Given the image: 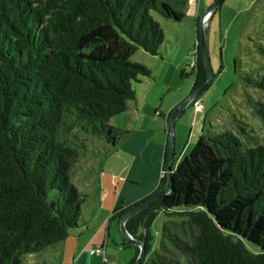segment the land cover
Instances as JSON below:
<instances>
[{
    "label": "trees",
    "instance_id": "1",
    "mask_svg": "<svg viewBox=\"0 0 264 264\" xmlns=\"http://www.w3.org/2000/svg\"><path fill=\"white\" fill-rule=\"evenodd\" d=\"M187 2L0 0V264H25L23 256L77 226L86 197L71 182L72 131L115 144L119 131L109 120L136 99L132 84L151 77L130 57L138 49L157 55L164 41L151 12L181 22ZM195 56L191 91L206 81L198 43ZM255 86L264 92V77ZM168 160L165 147L148 196L166 185ZM148 196L130 205L120 199L109 222ZM125 227L144 245L140 264H264V144L247 148L228 130L199 136L171 169L168 190ZM137 254L134 247L128 264Z\"/></svg>",
    "mask_w": 264,
    "mask_h": 264
},
{
    "label": "rangeland",
    "instance_id": "2",
    "mask_svg": "<svg viewBox=\"0 0 264 264\" xmlns=\"http://www.w3.org/2000/svg\"><path fill=\"white\" fill-rule=\"evenodd\" d=\"M214 2L215 0H194L191 6L186 5L183 9L185 16L181 22H173L151 12L153 19L162 28L164 41L157 55H150L138 49L130 57V61L137 63L150 60L153 63L152 69L148 68L151 72L150 81L154 79L155 88L172 84L174 90H171L168 98L179 97L181 90L187 89L186 95L190 91L194 79L191 67L196 60L194 10L196 8V18L199 22L202 13ZM203 32L209 65L214 75L210 85L199 95L205 102V125L203 130L197 133V116L192 113L191 107H187L186 115L179 117L181 148L189 146L190 152L199 136L223 130L232 131L247 148L263 145L264 92L259 90L255 83L264 77V0H223L212 18L204 25ZM176 60H185V75L182 77L179 76L180 71L176 70ZM215 117L220 119L217 121ZM121 120L118 119L117 123L122 124ZM109 124H114V121ZM163 130L166 132L167 127H163ZM71 135L70 140L73 138L74 143L76 141L78 151L77 162L70 174L71 182L81 191L93 183V197H98L99 193L106 190L108 197L120 200L124 186L121 179L129 171V165L126 166L127 163L123 159L126 151L119 147V144L125 141V135L121 137L118 133L117 145H112L104 136L85 134L79 130L72 131ZM98 185L103 187L97 189ZM124 197L121 198L124 199V205H129ZM84 211L89 218L94 214L93 207H87L82 210ZM164 220V217L159 215L152 225L155 245L158 244ZM93 227L94 224H91L89 230ZM97 238L106 242V250L97 254L101 264H128L133 258L134 246H126L117 220L109 224L104 223ZM244 245L251 253L261 252L258 246L249 242L244 241ZM36 256L37 254L25 255L23 262L34 264Z\"/></svg>",
    "mask_w": 264,
    "mask_h": 264
},
{
    "label": "crops",
    "instance_id": "3",
    "mask_svg": "<svg viewBox=\"0 0 264 264\" xmlns=\"http://www.w3.org/2000/svg\"><path fill=\"white\" fill-rule=\"evenodd\" d=\"M193 3L194 0H189L187 5L191 6ZM196 16L197 12L195 8L194 18ZM138 62L152 69L153 63L150 60ZM184 64L185 60H176V70L185 72L183 69ZM150 78H142L133 83L132 88L136 99L128 103V107L123 113L112 117L108 122L109 126L119 131L121 137L125 135L124 138H126L124 142L119 144V147L126 151L123 159L127 163L126 166L129 165V171L121 179V182L124 184L121 198L125 196L124 198L127 199L129 205L141 200L155 189L161 171L165 147L168 148V144H166L167 130L165 132L163 127L164 129L166 128V121H168L173 108L181 104L188 95V93L186 95L187 89H185L181 90L179 97L171 96L168 98L171 90H174L172 84L169 83L161 88H155L154 79L150 81ZM199 100L203 105L201 110L203 114L201 115L202 112H195L194 110L192 112L197 116L196 119L199 122L197 133L202 131L205 125V102L201 98ZM186 108L180 113L174 123V161L171 167L172 170L175 169V166L182 157L189 152V146L187 148L186 146H182L181 148L178 132L179 120H181L179 117L186 113ZM215 118H217V121L220 119L219 117ZM118 119H122V124L117 123ZM110 121H114V124H109ZM114 145H117V141ZM92 186L93 183L86 186L83 191L78 189L85 195L86 199L83 203V208L81 207V217L77 226L69 230L67 237L63 241L37 254L34 257L36 259L34 264H101L100 256L96 253L92 254L91 250L99 248L97 246H100L103 251L106 250V242H101L97 238V235L104 223L108 222L109 224L112 211L109 214L108 212L111 208L113 210L119 198L108 197L106 190L99 193L98 197H93L91 194ZM102 187V185L101 187L99 185L96 186L97 189H101ZM87 207L94 208V214L91 218L85 214V211L82 212ZM91 224H94V227L90 231L89 227ZM91 233H94V235L92 236ZM41 255H45V257Z\"/></svg>",
    "mask_w": 264,
    "mask_h": 264
},
{
    "label": "water",
    "instance_id": "4",
    "mask_svg": "<svg viewBox=\"0 0 264 264\" xmlns=\"http://www.w3.org/2000/svg\"><path fill=\"white\" fill-rule=\"evenodd\" d=\"M223 0H215V2L207 9L205 10L202 15L200 16L199 22H198V30L200 34V38L196 44H199L200 51H201V57L202 61L206 70V81L205 83L197 88L196 90L190 91L185 98V100L173 108V110L170 113L169 119L167 121V137H166V144H168V149H169V160L166 166V176H167V183L166 185L161 189L156 191L155 193L151 194L148 196L145 200H143L141 203L132 206L130 209H128L120 218L119 220V226H120V231L125 239L126 246H134L138 248V254L136 256V259L133 264H140L142 259L145 256V250H144V245L139 241L134 239L127 231L125 227L126 221L137 214L138 212L142 211L148 205H150L152 202H154L156 199H158L166 190H168V185H169V175L171 172V167L174 161V123L180 113L188 106L191 100L199 97V95L207 89V87L210 85L212 79H213V72L210 68L209 65V58H208V51L206 47V42L204 38V32L203 28L204 25H206L208 19L210 16L216 12V10L219 8L220 4L222 3Z\"/></svg>",
    "mask_w": 264,
    "mask_h": 264
},
{
    "label": "built area",
    "instance_id": "5",
    "mask_svg": "<svg viewBox=\"0 0 264 264\" xmlns=\"http://www.w3.org/2000/svg\"><path fill=\"white\" fill-rule=\"evenodd\" d=\"M189 105L193 108L195 112H200L202 110V102L199 99H193L190 101ZM102 252L101 248H96L91 250V253L100 254Z\"/></svg>",
    "mask_w": 264,
    "mask_h": 264
},
{
    "label": "clouds",
    "instance_id": "6",
    "mask_svg": "<svg viewBox=\"0 0 264 264\" xmlns=\"http://www.w3.org/2000/svg\"><path fill=\"white\" fill-rule=\"evenodd\" d=\"M196 99V98H195ZM188 106H189V104H188ZM166 125H167V121H166ZM167 127V126H166Z\"/></svg>",
    "mask_w": 264,
    "mask_h": 264
}]
</instances>
